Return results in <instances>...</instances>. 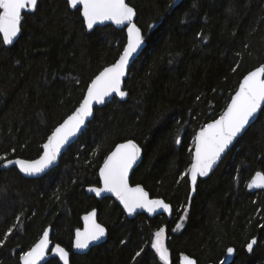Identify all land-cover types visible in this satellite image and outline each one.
<instances>
[{"label":"trees","instance_id":"trees-1","mask_svg":"<svg viewBox=\"0 0 264 264\" xmlns=\"http://www.w3.org/2000/svg\"><path fill=\"white\" fill-rule=\"evenodd\" d=\"M173 1L128 0L147 42L125 81L129 96L97 107L55 169L27 178L0 161V239L18 224L0 246V264H21L48 226L52 240L71 252V264H164L151 247L162 227L168 264H180L183 252L198 264L219 263L230 247V264H264V189L247 187L256 172L264 173V107L193 197L189 177L181 178L191 166L197 132L223 113L242 78L264 64V0H183L174 8ZM126 42L125 29L114 25L89 31L81 9L67 0H39L34 12L24 13L12 46L0 34V155L38 158ZM129 139L144 151L131 183L172 204L171 219H131L112 197L98 200L87 192L100 184L104 159ZM94 208L108 239L86 254L74 253L82 216ZM181 216L184 227L176 231ZM45 264L62 263L52 257Z\"/></svg>","mask_w":264,"mask_h":264},{"label":"snow or ice","instance_id":"snow-or-ice-1","mask_svg":"<svg viewBox=\"0 0 264 264\" xmlns=\"http://www.w3.org/2000/svg\"><path fill=\"white\" fill-rule=\"evenodd\" d=\"M39 0H0V34L2 43L11 45L14 38L21 32L22 12H34L38 7ZM72 8L82 6L81 15L88 29H93L98 22L113 21L117 25L127 27V43L119 58L110 66L105 67L87 85L86 93L79 106L69 115L63 123L59 124L47 141L42 145L43 154L35 160L7 159L5 155H0V161L7 167L17 165L19 170L26 175L35 176L50 165H52L61 152V149L68 143L69 139L75 136L85 125L88 117L93 114V104H103L105 98L115 93L120 97H125L128 93L121 88L122 80L126 75L131 61L136 58L138 50L144 43V36L141 29L133 22L136 11L126 0H67ZM201 39L206 40L202 32L197 34ZM248 46L245 45V48ZM236 71V68H233ZM79 81H77L78 83ZM199 99V97L197 98ZM264 104V65L258 66L255 70L245 75L239 84L235 95L231 97V103L220 115L219 119L213 120L200 129L194 139L195 151L191 166L181 175V178L190 177L192 190L195 191L197 177H204L209 174L213 166L221 159L229 145L246 130L250 122L254 121L256 114ZM175 143L179 144L177 137ZM15 149H13V152ZM140 157V148L132 140L116 146L103 162L99 175L103 181V187L91 188L97 196L103 192L113 193L129 214L137 209H147L154 212L157 209L170 211V205L161 199H149L148 193L137 185L131 187L129 184V171ZM264 188V173L257 172L251 183L247 187ZM59 199V196H57ZM185 214L188 208H184ZM96 212H90L84 217L85 227L83 230L77 229L75 234L74 247L76 249H88L92 242L101 240L106 235L103 225L96 222ZM186 216H181L183 221ZM17 222L20 216H17ZM18 224H13L0 239V246L4 245L10 234ZM183 227L182 223H177L176 229ZM165 229L162 227L155 232V239L151 247L159 254V259L168 264V249L163 242ZM123 243V241H122ZM256 240L248 243L249 251L253 249ZM49 246V229L43 231L40 240L28 251L20 256L22 264H39L44 259ZM59 255L63 264H69V253L59 244L52 249ZM144 250L136 252L133 260L141 255ZM228 253L233 249L228 248ZM182 264H197L195 259L186 255L181 257Z\"/></svg>","mask_w":264,"mask_h":264},{"label":"water","instance_id":"water-1","mask_svg":"<svg viewBox=\"0 0 264 264\" xmlns=\"http://www.w3.org/2000/svg\"><path fill=\"white\" fill-rule=\"evenodd\" d=\"M182 1H183V0H174V1H173V4H172V7L174 8V7L178 6ZM126 3H128L131 7H133V6L128 2V0H126ZM71 8H72V7H71ZM79 8L82 10V6H78L77 8H72V9L76 10V9H79ZM133 8H134V7H133ZM134 9H135V8H134ZM135 11H136V9H135ZM26 12H28V11H27V10L23 11V12H22V16H23L24 13H26ZM28 13H32V12H28ZM22 21H23V19H22ZM136 21H137V11H136V16L133 18V22L137 24ZM105 25H114V26H115L116 28H118V29H125V32H126V35H127V27H126L125 25H117V24H115L113 21H103V22H98L96 25H94L93 29H88V28H87V29H88L89 31H92V30H94V29H95L96 27H98V26H105ZM137 26H138V24H137ZM86 27H87V26H86ZM138 27H139V26H138ZM139 28H140V27H139ZM21 32H22V23H21ZM21 32L18 34V36H17L16 38H14V42H13V44L18 40V38H19L20 35H21ZM141 32H142V30H141ZM1 35H2V34H1ZM142 35H143V33H142ZM126 43H127V42H126ZM13 44H11V45H6V46H12ZM146 46H147V42H146V40L144 39V43H143V45H142L141 48L138 50V53L136 54V58H135L133 61L130 62L129 67H128L127 72H126V75H125V77H124L123 80H122L121 88H122V90L126 91L127 93H128V91L125 89V81H126V79L128 78V76H129L130 68H131V66L134 64V62H135V61L141 56V54L143 53V51H144V49L146 48ZM262 65H264V64H262ZM109 66H110V65H109ZM260 66H261V65H260ZM106 67H108V66H106ZM256 68H257V67H256ZM253 70H255V68L252 69L251 71H253ZM101 71H102V70H101ZM249 72H250V71H249ZM98 74H99V73H98ZM98 74H97V75H98ZM246 75H247V74H246ZM242 79H243V78H242ZM241 81H242V80H241ZM238 88H239V86H238ZM238 88H237V90H238ZM234 95H235V93H234L232 96H234ZM128 96H129V93H128V95L125 96V97H120L119 95L113 93V94H111L109 97H106V98H105V102H104L103 104H96V103H94V104H93V114H92V116L87 118V120H86V122H85V125L82 126L81 130H80L75 136L71 137V138L69 139L68 143L64 145V147L61 149L60 154H59L58 157H57V160H56L52 165H50L47 169H45L43 172H41V173H39V174H37V175H35V176H29V175H26V174H24L23 172H21V171L19 170V166H17V165H10V166H14V167H16V168L18 169V171L20 172V174L23 175L24 177H27V178H40V177L46 175L47 173H49L51 170L55 169V168L59 165L63 153L69 148V146H71L73 143H75V142L79 139V137L81 136V134L83 133V131L86 129L88 123L93 119V117H94V115H95V109H96L97 107H102V106H104L107 102H109L110 100H112L114 97H117V98H119L120 100H126V99L128 98ZM229 103H231V100L229 101ZM229 103H228V104H229ZM263 107H264V104L261 105V110H259V111L257 112L255 120L258 118V116H259L260 112L262 111ZM226 108H227V106H226ZM226 108H225V110H226ZM225 110H224V111H225ZM224 111H223V112H224ZM71 114H72V113H71ZM71 114H70V115H71ZM219 117H220V116H219ZM219 117L216 118V119H219ZM216 119H215V120H216ZM64 120H65V119H64ZM255 120H254V121H255ZM212 121H213V120H212ZM212 121H210V122H208V123H211ZM254 121L250 122V125H251ZM62 123H63V122H62ZM208 123H207V124H208ZM250 125H249V126H250ZM58 126H59V125H58ZM249 126L246 127V130L249 128ZM246 130H245V131H246ZM199 131H200V130H199ZM199 131H198V132H199ZM245 131L242 132V133H241V134H240V135H239V136H238V137L232 142L231 145H229V148L226 149V151H225L224 154H222L221 159H220L219 161H217V163L213 166V169L209 172V174H208L207 176H204V177H200V176H198V177H197V182H196L195 191L192 190V184H191V180H190V177H189V180H190V187H191V194H190L191 197H193V196L195 195L199 181H200V180H205V179L209 178V177L215 172V170L218 168V166L220 165V163L222 162V160L224 159V157H225V156L227 155V153L231 150V148L237 143L238 139H239V138L245 133ZM198 132H197V133H198ZM196 135H197V134H196ZM129 140L134 141V143H136V144L139 146V148H140V157H139V159L137 160V162L133 165V167H132V168L130 169V171H129V184H130V186H131V187H136L137 185L141 186V187L144 189V191L148 193L149 199H161V200H163L165 203H167L168 205H170V211H164L163 209H157V210H155L154 212H148L147 209H137L136 212H134V213H132V214H129V213L127 212V210L124 208L123 204L119 201V199H118L113 193H111V192H103V193H101L99 196H97L96 193H95L94 191H90L91 188H101V187H103V181H102L100 175H99V178H100V184H99V185H94V186H89V187H87V192H88L89 194H93L98 200H102L104 197H112V198H113V199H114V200H115V201L121 206V208H122L123 211L125 212L126 216H127L128 218H131V219H132V218H135V217H136L137 215H139V214H146L147 216H149V217H151V218H153V217H155V216H158V215H166V216L168 217V219H171L172 216H173V206H172V204H170L169 202H167L165 199H163V198H161V197H152L151 194H150V192H149V191H148V190H147L142 184H132V183H131V177H132V174H133L135 168L141 163V161H142V159H143L144 151H143L142 146H141L139 143H137L135 140H133V139H129ZM46 141H47V140H46ZM127 141H128V140H127ZM127 141L120 142V143H118L117 145L122 144V143H126ZM117 145H116V146H117ZM116 146L113 148L112 151L115 150ZM112 151H111V152H112ZM194 151H195V146H194ZM111 152H110V153H111ZM110 153H109V154H110ZM42 154H43V152H42ZM42 154H41V155H42ZM109 154H108V155H109ZM193 155H194V154H193ZM39 157H40V156H39ZM39 157H38V158H39ZM38 158H36V159H38ZM16 159L35 160V159H25V158H20V157L13 158L12 160H16ZM102 165H103V164H102ZM102 165H101V166H102ZM100 168H101V167H100ZM99 171H100V169H99ZM258 172H261V171H258ZM256 173H257V172H256ZM256 173H255V174H256ZM261 173H263V172H261ZM254 177H255V175L251 178V180L249 181V183H251V182L253 181ZM249 183H248V184H249ZM262 189H264V188H261V187H255V186H253L252 188H249V187H248V190L251 191V192H255V191H258V190H262ZM93 211L96 212V217H95L96 222H97V223H100L101 225H103V224L99 221V219H98V209H97V208H94L93 210H91V211L85 213V214L82 216V222H83V225H82L81 228H79L80 230H83L84 227H85V220H84V217H85L86 215H88V213L93 212ZM103 226H104L105 229H106V235H105L101 240H99V241H95V242H92V243L89 245V248H88V249H82V250H81V249H76V248L74 247V243H75V236H74V240H73V252H74V253H79V254H86V253H88V252H89L94 246H97V245H100V244L106 242L107 239H108V236H109V232H108L107 227H106L105 225H103ZM46 229H49V246H48V250H47V252H46V255H45L44 259L41 260V261L39 262V264H45V263H46L50 258H52V257L58 258V259L60 260V262L63 264V261L59 258V255H58L57 253H54V252L52 251V249L55 247V245L58 244V243H55V242L52 240V228H51L50 226H48ZM75 234H76V232H75ZM41 237H42V236H41ZM41 237H40V238H41ZM40 238L38 239V241L40 240ZM253 239H255V240H256V243H257V237H255V238H253ZM253 239H252V240H253ZM252 240H251V241H252ZM38 241H37V242H38ZM251 241H250V242H251ZM37 242H35V244H36ZM256 243H255V245H256ZM35 244H34V245H35ZM34 245H33V246H34ZM59 245H60V244H59ZM255 245H254V246H255ZM33 246H32V247H33ZM60 246H61L62 248H64V249L69 253V264H71V263H70L71 252H70L68 249H66L64 246H62V245H60ZM254 246H253V248H254ZM32 247H31V248H32ZM31 248H30V249H31ZM230 248L233 249V252H232V253H228V251H227L226 258H225L223 261H221V262H219V263H213V262H210V263H207V264H230V263L233 261L234 256H235V248H234V247H230ZM30 249H29V250H30ZM247 250H248V248H247ZM248 252L251 253L252 250H251V251L248 250ZM184 255H186V256H188V257H190V258L196 260V258H194L193 256H190L189 254L183 252V253L180 254V260H179V263H180V264H182L181 257L184 256ZM196 261H197V260H196ZM21 264H22V261H21ZM197 264H198V262H197Z\"/></svg>","mask_w":264,"mask_h":264},{"label":"rangeland","instance_id":"rangeland-1","mask_svg":"<svg viewBox=\"0 0 264 264\" xmlns=\"http://www.w3.org/2000/svg\"><path fill=\"white\" fill-rule=\"evenodd\" d=\"M185 220H186V218H185L183 221H181V220L179 221V223H182V224H183V227H184V222H185ZM183 227H182V228H183ZM182 228H180V229H176V228H175V230H176V231H180Z\"/></svg>","mask_w":264,"mask_h":264}]
</instances>
